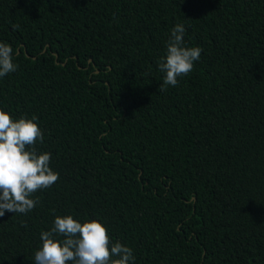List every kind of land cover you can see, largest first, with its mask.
<instances>
[{"label": "trees", "instance_id": "obj_1", "mask_svg": "<svg viewBox=\"0 0 264 264\" xmlns=\"http://www.w3.org/2000/svg\"><path fill=\"white\" fill-rule=\"evenodd\" d=\"M177 23L202 51L161 92ZM0 42V110L37 118L59 174L0 217V264H33L65 215L130 264H264V0H0Z\"/></svg>", "mask_w": 264, "mask_h": 264}, {"label": "clouds", "instance_id": "obj_2", "mask_svg": "<svg viewBox=\"0 0 264 264\" xmlns=\"http://www.w3.org/2000/svg\"><path fill=\"white\" fill-rule=\"evenodd\" d=\"M185 27L177 23L171 30L166 51L158 68L163 76L160 91L175 87L178 78L188 75L198 61L202 49L184 44ZM14 50L0 42V77L17 70ZM36 117L13 119L0 110V217L5 212L27 214L40 203L33 195L50 188L59 174L50 168L51 154L38 152L43 143ZM34 253L33 264H130L132 249L119 241L112 242L106 227L97 220L78 222L71 215L56 216L49 231Z\"/></svg>", "mask_w": 264, "mask_h": 264}, {"label": "water", "instance_id": "obj_3", "mask_svg": "<svg viewBox=\"0 0 264 264\" xmlns=\"http://www.w3.org/2000/svg\"><path fill=\"white\" fill-rule=\"evenodd\" d=\"M17 52V51H16ZM88 61H90L89 59H88Z\"/></svg>", "mask_w": 264, "mask_h": 264}]
</instances>
